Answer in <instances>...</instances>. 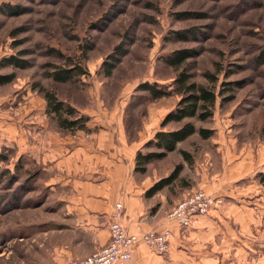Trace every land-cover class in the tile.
<instances>
[{
	"label": "rangeland",
	"instance_id": "1",
	"mask_svg": "<svg viewBox=\"0 0 264 264\" xmlns=\"http://www.w3.org/2000/svg\"><path fill=\"white\" fill-rule=\"evenodd\" d=\"M185 49L195 55L179 69L164 62ZM263 52L264 0H0V75L14 77L0 86V153L7 157L0 162V264H67L86 255L93 239L58 197L63 190L70 194L75 180L90 179L87 171H57L55 161L81 143L109 154L105 144L98 149L97 135L111 136L113 151H124L120 139L131 150L138 146L181 99L174 93L154 100L139 86L149 82L174 90L180 73L231 99L222 103L218 97L206 122L190 120L213 129L212 138L196 134L182 146L201 162L204 153L215 152L212 167L218 172L224 156L254 152L256 173L246 183L255 185L246 196L251 215L233 223L224 264H264V162L257 159L264 149ZM11 57L28 66L9 65ZM68 58L88 74L57 83L49 75L67 68ZM44 90L88 115V130L61 129L46 113ZM21 132L27 145L36 141L37 153L20 150ZM50 138L59 147L54 154ZM190 171L182 172L179 186H191Z\"/></svg>",
	"mask_w": 264,
	"mask_h": 264
},
{
	"label": "crops",
	"instance_id": "2",
	"mask_svg": "<svg viewBox=\"0 0 264 264\" xmlns=\"http://www.w3.org/2000/svg\"><path fill=\"white\" fill-rule=\"evenodd\" d=\"M159 130L160 128H154L148 136H144L143 141L140 139L138 146L132 147V150L131 146L120 139L124 145V151H121V147L115 151L111 149V136L97 135L98 149L105 147L103 146L105 144L106 148L110 149L109 154L102 155L101 152L81 143L77 151L57 159L55 161L57 171L64 169L63 173L66 175L87 171V177L90 179L86 182L75 180L71 185L70 194L64 190L60 193L58 198L63 203L62 208L68 215H74L79 230L93 239V244L86 251L87 256L109 242L112 215L116 205L121 204L122 223L129 233L143 234L165 228H170L172 231L168 254L160 255L142 245L135 251L133 260L128 264H224L227 246L230 245L234 234L233 223L243 224L250 213L246 209L249 206L246 196L250 190H254L255 185L247 186L246 183L250 175L256 173L257 167H254L255 162H252L254 152L252 157L250 154L240 157L235 154L233 159L232 153L226 158L224 156L221 163L222 169L218 172L212 167L215 152L204 153V162H201L196 160L194 153L187 146H182L194 135L180 143L177 150L169 153L165 158L151 160L144 173L138 172L136 170L138 152L144 150L143 145ZM37 138L39 142L41 139ZM17 140L22 152L37 153L39 147L36 141L27 145L26 136L22 132ZM49 140H54L55 146H50V151L54 154L55 150H59L56 138ZM222 140L217 141L218 143L214 141L213 144L223 143ZM219 149L224 150V147ZM179 150L186 151L192 156L190 163L183 159ZM247 152L250 153V151ZM261 153L262 155H258L257 159L263 163L264 149ZM93 164H95L94 167ZM174 164L183 165L179 177L161 191L148 196L147 192L157 182L170 176L176 167ZM185 170L191 172L192 181L189 187L183 184L179 186L178 183L182 180L181 174ZM94 178L98 179L97 182H94L96 181ZM53 184L49 183V186ZM175 184L176 189L173 192L172 187ZM65 185L66 183L63 184ZM196 190H204L216 199L210 212L197 217L191 228L186 229L170 223L167 219L169 211ZM64 250L68 256L72 255L69 246H66ZM86 255H81L84 257L80 258H85Z\"/></svg>",
	"mask_w": 264,
	"mask_h": 264
},
{
	"label": "trees",
	"instance_id": "3",
	"mask_svg": "<svg viewBox=\"0 0 264 264\" xmlns=\"http://www.w3.org/2000/svg\"><path fill=\"white\" fill-rule=\"evenodd\" d=\"M262 54L264 55V52ZM194 55V51L186 49L179 50L172 56L166 57L164 62L168 66L177 70ZM58 56H60V54ZM261 57L262 55L258 57V59ZM117 60L118 59H116V62ZM7 62L9 65L16 68L24 69L28 66L27 61L14 57L9 58ZM72 62V59H66L67 68L57 69L53 73H50L49 76L55 82L65 84L72 82L77 77H82L88 74L81 66ZM116 64L117 63L108 65V68H106L107 76L112 74V70L116 67ZM190 78V75L180 73L178 78L175 79L176 87L174 90H166L159 87L156 83L149 82H145L139 86L140 91L149 94L154 100L171 96L174 93L180 95L181 99L177 103L176 108L171 110L165 116L161 122L160 130L144 145V148L151 151L146 154L141 151L138 152L136 167L138 172L144 173L147 164L151 160L165 158L169 153L176 151L180 143L196 134H198L203 140H207L213 136V129L197 128L190 120L196 119L200 122H206L213 116V110L218 97L222 98V103L231 99H225L223 93H217L215 89H210L203 85L191 82ZM13 79V75H0V86L11 83ZM213 82H215V79ZM223 85L226 86L228 84L223 83ZM224 89L230 90V88ZM44 98L47 102L46 113L57 120L61 129L66 131L88 130L87 122L90 120L88 115L79 112L72 105L60 100L52 91L44 90ZM169 124H174L175 128L166 129ZM179 153L186 162H191L192 156L189 153L183 150H179ZM6 160V155L0 153V162H5ZM182 170V164L176 165L170 176L157 182L147 192V195L152 196L161 191L164 187L170 185L179 177Z\"/></svg>",
	"mask_w": 264,
	"mask_h": 264
},
{
	"label": "built area",
	"instance_id": "4",
	"mask_svg": "<svg viewBox=\"0 0 264 264\" xmlns=\"http://www.w3.org/2000/svg\"><path fill=\"white\" fill-rule=\"evenodd\" d=\"M216 199L204 190L188 194L167 214L170 223L182 228H190L197 217L206 215L215 205ZM122 205L117 204L110 222L109 243L98 249L86 259H72L67 264H128L133 260L135 251L145 245L160 255L170 251L172 231H150L143 234H131L122 223Z\"/></svg>",
	"mask_w": 264,
	"mask_h": 264
}]
</instances>
